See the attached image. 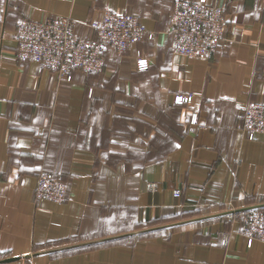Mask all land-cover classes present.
Segmentation results:
<instances>
[{"label": "crops", "instance_id": "crops-1", "mask_svg": "<svg viewBox=\"0 0 264 264\" xmlns=\"http://www.w3.org/2000/svg\"><path fill=\"white\" fill-rule=\"evenodd\" d=\"M206 2L227 30L195 60L174 52L173 0H0V264H264L241 230L264 205V133L243 129L264 100V0ZM107 10L147 32L101 70L60 79L16 57L23 19L70 18L92 37ZM43 172L65 201L35 197Z\"/></svg>", "mask_w": 264, "mask_h": 264}, {"label": "built area", "instance_id": "built-area-1", "mask_svg": "<svg viewBox=\"0 0 264 264\" xmlns=\"http://www.w3.org/2000/svg\"><path fill=\"white\" fill-rule=\"evenodd\" d=\"M172 32L174 52L181 58L206 60L225 40L227 20L225 7L206 0H173ZM70 18H48L43 21L23 19L15 33L18 44L16 57L33 60L41 69L54 73L60 79H70L73 71L85 73L102 69L110 48L125 52L140 41L147 32L135 14L107 10L92 24L95 35H78ZM191 93H176L174 103L187 105ZM196 121V115L191 122ZM243 129L248 136L264 133V100L250 101L243 110ZM35 197L54 202L67 199V186L57 177L41 173L34 189ZM179 197L181 191L176 189ZM242 234L248 243L256 238L264 242V206L251 209L242 217Z\"/></svg>", "mask_w": 264, "mask_h": 264}, {"label": "water", "instance_id": "water-1", "mask_svg": "<svg viewBox=\"0 0 264 264\" xmlns=\"http://www.w3.org/2000/svg\"><path fill=\"white\" fill-rule=\"evenodd\" d=\"M264 205H260V206H256L254 208H251V209H255V208H258V207H263ZM249 209V210H251ZM24 257H29V255H24ZM20 257H10V258H6V259H3L2 262H10V261H13V260H16V259H19Z\"/></svg>", "mask_w": 264, "mask_h": 264}]
</instances>
